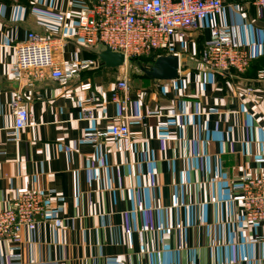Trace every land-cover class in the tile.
<instances>
[{
  "label": "crops",
  "instance_id": "1",
  "mask_svg": "<svg viewBox=\"0 0 264 264\" xmlns=\"http://www.w3.org/2000/svg\"><path fill=\"white\" fill-rule=\"evenodd\" d=\"M89 1L0 0V209L20 191L46 198L45 216L34 236L23 230L21 250L0 240V264H264V240L254 242L262 226L244 221L233 189L264 176V56L244 74H221L201 53L213 21L235 28L252 58L261 56L264 16L253 0H224L221 16L179 51V77L132 76L123 111L112 96L128 69L97 65L72 36ZM30 32L53 40L56 60L79 64L69 82L46 69L15 77V47ZM86 61L93 63L81 67ZM85 82L91 90L81 89ZM15 95L31 123L12 140ZM88 104L94 120L84 118ZM125 117L130 139L83 140Z\"/></svg>",
  "mask_w": 264,
  "mask_h": 264
},
{
  "label": "built area",
  "instance_id": "2",
  "mask_svg": "<svg viewBox=\"0 0 264 264\" xmlns=\"http://www.w3.org/2000/svg\"><path fill=\"white\" fill-rule=\"evenodd\" d=\"M253 5L258 14L264 16V0H253ZM224 8V0H90L76 14L71 32L82 46L109 47L124 53L127 60L158 52L180 56L179 51L184 48L190 34L203 27L206 20L221 16ZM206 27L210 35L202 53L204 66L221 74L233 69L245 72L252 56L239 42L236 29L213 21ZM15 48L17 61L12 68L15 77H21L27 70L46 69L51 78L67 83L80 70L77 62L56 60L52 53L53 40L35 32H30L27 41ZM89 63L93 62H82L80 66L86 67ZM259 77H264V70L259 72ZM129 82L128 71H125L118 78L112 96L123 111H126L130 99ZM80 87L89 91L92 84L85 82ZM122 92L123 95L120 94ZM94 110V104L86 105L84 118L94 120ZM13 111L15 122L8 134L12 140H17L19 132L30 125L31 114L18 95L13 99ZM130 119L125 117L123 121L114 122L104 132L87 131L83 140L98 143L107 137L130 139ZM233 189L239 192L244 221L262 226L263 235L256 236L254 242L264 240V176L249 178ZM45 210L43 193L20 191L7 208L0 209V240L13 242L15 252L21 250L23 230L27 229L34 236ZM60 223V220L56 221L57 225Z\"/></svg>",
  "mask_w": 264,
  "mask_h": 264
},
{
  "label": "water",
  "instance_id": "3",
  "mask_svg": "<svg viewBox=\"0 0 264 264\" xmlns=\"http://www.w3.org/2000/svg\"><path fill=\"white\" fill-rule=\"evenodd\" d=\"M97 64L105 68L118 69L130 62L122 52L113 51L109 47H101L94 51ZM181 59L178 54L158 56L150 66H141V70L150 78L156 80H174L179 77Z\"/></svg>",
  "mask_w": 264,
  "mask_h": 264
},
{
  "label": "trees",
  "instance_id": "4",
  "mask_svg": "<svg viewBox=\"0 0 264 264\" xmlns=\"http://www.w3.org/2000/svg\"><path fill=\"white\" fill-rule=\"evenodd\" d=\"M206 41V40H205ZM204 47H205V43H204ZM98 48H100V47H98ZM98 48H91V51H92V54H93V57L96 59L95 61L97 62V55L94 53V51L96 50V49H98ZM204 49V48H203ZM202 49V50H203ZM201 53H203V52H201ZM165 53L164 52H158V53H155V54H151V55H149V56H140V57H133V58H131L130 59V62H135L136 60H140L141 58H143V57H145V59H147V60H150V63L151 64H149V65H152L153 63H154V61H155V59L158 57V56H161V55H164ZM264 56V54H262L261 56H258V57H254V58H252L251 60H250V65H249V67L250 66H252V64L256 61V60H258L259 59V57L260 58H262ZM140 63V62H139ZM97 64V63H96ZM98 65V64H97ZM99 66H101V65H99ZM144 67L146 66V65H143ZM248 67V68H249ZM262 69L260 70V71H262V70H264V65L261 67ZM233 71V73H235V74H244V73H239V72H237L236 70H232ZM259 76V75H258Z\"/></svg>",
  "mask_w": 264,
  "mask_h": 264
},
{
  "label": "rangeland",
  "instance_id": "5",
  "mask_svg": "<svg viewBox=\"0 0 264 264\" xmlns=\"http://www.w3.org/2000/svg\"><path fill=\"white\" fill-rule=\"evenodd\" d=\"M149 64H151L150 60L145 59V57L141 58L140 60H136L135 62H130L129 65L126 67L128 69L129 79H131L132 76L133 77L137 76L138 74L145 76V75H143L144 73L142 72L140 67L143 65L150 66ZM231 72H233V71L231 70ZM237 72H239V71H237ZM239 73H242V72H239Z\"/></svg>",
  "mask_w": 264,
  "mask_h": 264
}]
</instances>
